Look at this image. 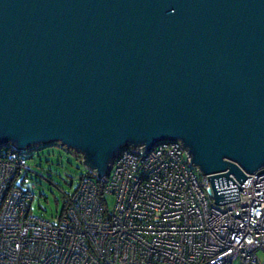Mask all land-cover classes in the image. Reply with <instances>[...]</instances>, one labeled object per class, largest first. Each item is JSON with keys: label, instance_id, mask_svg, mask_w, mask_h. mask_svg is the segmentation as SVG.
<instances>
[{"label": "water", "instance_id": "95a60500", "mask_svg": "<svg viewBox=\"0 0 264 264\" xmlns=\"http://www.w3.org/2000/svg\"><path fill=\"white\" fill-rule=\"evenodd\" d=\"M172 140L218 205L264 172V0H0V145L59 142L103 179Z\"/></svg>", "mask_w": 264, "mask_h": 264}, {"label": "built area", "instance_id": "2783aa9c", "mask_svg": "<svg viewBox=\"0 0 264 264\" xmlns=\"http://www.w3.org/2000/svg\"><path fill=\"white\" fill-rule=\"evenodd\" d=\"M26 170L0 152V264H264V172L234 179L240 200L218 205L181 141L127 146L53 222L31 214L33 194L16 184Z\"/></svg>", "mask_w": 264, "mask_h": 264}, {"label": "rangeland", "instance_id": "374dc122", "mask_svg": "<svg viewBox=\"0 0 264 264\" xmlns=\"http://www.w3.org/2000/svg\"><path fill=\"white\" fill-rule=\"evenodd\" d=\"M17 152L31 168L16 180L22 189L34 193L31 214L53 222L64 212L63 191L73 192L83 176L97 177L85 166L82 155L62 144H37ZM114 204L115 196L108 195L106 207L114 209Z\"/></svg>", "mask_w": 264, "mask_h": 264}, {"label": "trees", "instance_id": "16d2710c", "mask_svg": "<svg viewBox=\"0 0 264 264\" xmlns=\"http://www.w3.org/2000/svg\"><path fill=\"white\" fill-rule=\"evenodd\" d=\"M47 145H53V146H56V145H61L59 142H53V143H49V144H47ZM8 150H10V151H17L13 146H11V145H0V152H5V151H8ZM30 170H31V168H30ZM86 177H89V176H83L81 179H80V182H79V184H78V186H77V188L73 191V192H65V191H63V197H64V212L59 216V217H61V216H63V215H65L66 214V212H67V210H68V208H69V205H70V200H71V198H72V196L73 195H75L77 192H78V190H79V188H80V186L82 185V181L86 178ZM89 178H91V179H93L94 181H97V182H99V183H101L100 182V180H99V178H98V176L96 177V178H92V177H89ZM73 184V181L71 182V185ZM20 189H22L20 186H18ZM24 190V189H23ZM25 192H29V193H31V194H33V198H32V201H33V199H34V193H32L30 190H24ZM32 201H31V203H32ZM58 217V218H59ZM43 218H45V217H43ZM52 221V220H51Z\"/></svg>", "mask_w": 264, "mask_h": 264}]
</instances>
